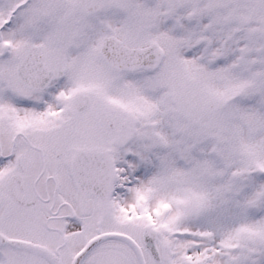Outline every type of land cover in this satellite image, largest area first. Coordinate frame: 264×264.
I'll list each match as a JSON object with an SVG mask.
<instances>
[{
	"label": "snow or ice",
	"instance_id": "6c2138e0",
	"mask_svg": "<svg viewBox=\"0 0 264 264\" xmlns=\"http://www.w3.org/2000/svg\"><path fill=\"white\" fill-rule=\"evenodd\" d=\"M0 264H264V0H0Z\"/></svg>",
	"mask_w": 264,
	"mask_h": 264
}]
</instances>
